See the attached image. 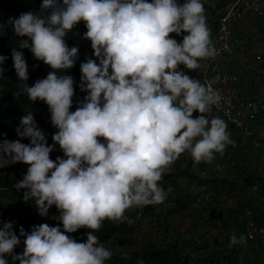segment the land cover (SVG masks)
Segmentation results:
<instances>
[{"label":"clouds","instance_id":"9594fccd","mask_svg":"<svg viewBox=\"0 0 264 264\" xmlns=\"http://www.w3.org/2000/svg\"><path fill=\"white\" fill-rule=\"evenodd\" d=\"M81 21L95 59L80 64L87 95L72 111L75 80L64 71L75 66L79 48L66 36ZM206 21L203 0H42L38 12L10 19L16 36L28 38L11 53L22 91L48 106L58 131L49 145L27 112L16 132L30 143L0 140V168L29 165L14 187L26 190L24 201H34L41 216L55 205L62 228L42 223L29 233L21 226L25 247L16 254L20 236L12 221L0 219V264H9L7 256L20 264H106L113 252L94 234L105 220L131 224L126 210L163 203L168 194L160 182L185 152L195 166L234 144L226 121L212 115L219 91L181 69L196 70L199 60L218 55ZM20 49L52 71L29 85ZM7 59L0 55V66ZM56 144L64 156L53 160ZM81 228L90 230L85 242L67 234ZM243 244L245 237L232 235L231 246Z\"/></svg>","mask_w":264,"mask_h":264},{"label":"trees","instance_id":"16d2710c","mask_svg":"<svg viewBox=\"0 0 264 264\" xmlns=\"http://www.w3.org/2000/svg\"><path fill=\"white\" fill-rule=\"evenodd\" d=\"M179 2L183 3L184 0ZM231 2L232 0H203L213 44L220 17ZM41 4L42 0H0V55L8 57L0 66L5 69L3 78H0V140L19 139L22 143H30L29 138L19 137L16 129L21 118L32 111L39 127L45 131L48 144L55 143L52 135L58 129L51 123L48 106L40 101L33 103L23 93V82L17 77L11 57L13 49L19 48L20 40L28 38L16 36L10 19L19 17L23 12H38ZM86 31L85 23L81 21L66 36L70 47L79 48L75 66L64 71V74L73 76L75 80L72 111L76 110L79 102L87 95L79 87L80 64L86 62L89 57L95 59L91 41L83 37ZM171 35L178 41L183 39V35L178 36L175 33ZM20 50L23 51L28 63L29 85L34 84L37 79L45 78L52 71L48 65L35 59L30 49ZM209 59L199 60L200 67L196 70H188L183 65L181 69L204 83L205 64ZM50 155L53 160L57 156H64L58 144ZM28 167L27 164L16 163L0 168V219L12 221L18 236L21 226L29 233L34 225L42 223L50 226L59 224L62 228V222L55 218L59 216L55 205L49 209L47 216H41L34 201H24L23 195L26 190L18 191L14 187L23 179ZM210 172L214 170L209 163L202 162L194 166L191 155L185 152L174 162L160 182L168 194L163 203L126 210V216L133 221L131 224L105 220L94 234L99 237L100 243L113 252L112 258L106 261V264H251L245 255H241L242 247L230 245L232 235L240 237L241 234L236 221L237 212L228 202L227 195L229 193L235 195L239 179H242L246 186H253L256 183L264 184V177L256 176L252 169L242 164L234 178H223ZM202 189L211 191L212 196L205 204L198 206L197 197ZM163 207L167 208V212H162ZM158 208H161L160 212L157 211ZM185 212L190 213L191 224L186 226L184 231L175 234L177 222ZM196 216H201V219H197ZM146 220L148 222L144 224ZM142 228H147L145 230L147 233H153V229H156L157 232H162L164 237L156 241L146 239L140 242L137 233ZM89 231L87 228H81L77 232L67 234L77 242H85ZM25 238L20 236L21 243L14 249L16 254L23 252ZM6 258L9 264H20L18 260L13 262L11 256Z\"/></svg>","mask_w":264,"mask_h":264},{"label":"crops","instance_id":"0c3cea01","mask_svg":"<svg viewBox=\"0 0 264 264\" xmlns=\"http://www.w3.org/2000/svg\"><path fill=\"white\" fill-rule=\"evenodd\" d=\"M234 32L238 41L233 56L223 64L224 70L237 76L240 98L254 100L261 106V111L255 117H244L241 128L226 122L234 144L229 145L223 155L216 154L213 162L209 163L214 170L210 174L234 178L242 164L252 169L256 176L264 177V16L247 15L236 24ZM255 186H258L257 190ZM232 194L229 193L227 199L237 212L240 236L245 237L243 224L249 212L254 219L264 223V184L246 186L239 179L238 189L234 196ZM247 242L246 239V244L236 246H248L251 264H264L261 248ZM252 253L259 259L254 263Z\"/></svg>","mask_w":264,"mask_h":264},{"label":"built area","instance_id":"2783aa9c","mask_svg":"<svg viewBox=\"0 0 264 264\" xmlns=\"http://www.w3.org/2000/svg\"><path fill=\"white\" fill-rule=\"evenodd\" d=\"M264 16V0H232L220 17L218 29L214 37V46L218 51L215 58H210L205 64L204 83L212 82L222 99L218 106H213L212 115L219 116L227 123L238 128L243 127L244 117H255L261 111V106L250 98L239 96L238 79L234 74H228L223 64L231 59L235 52L237 39L234 29L237 23L247 15ZM264 92V84L262 85ZM204 173V172H203ZM257 190L258 186L254 187ZM212 192L202 189L197 197V205H203L210 200ZM243 230L245 238L258 245L264 258V223L254 219L249 212Z\"/></svg>","mask_w":264,"mask_h":264},{"label":"rangeland","instance_id":"374dc122","mask_svg":"<svg viewBox=\"0 0 264 264\" xmlns=\"http://www.w3.org/2000/svg\"><path fill=\"white\" fill-rule=\"evenodd\" d=\"M199 115V113H194V116H197ZM164 209L162 210V212H167V208L166 207H163ZM161 208H158L157 211L160 212ZM197 219H201V216H196ZM148 221H144V224L147 223ZM191 224V215L190 213L188 212H185L184 214H182V216L180 217L179 221L177 222V229L175 230V234H178L179 232L181 231H184V228L188 225ZM145 230H147V228H142L139 230V232L137 233V238H138V241L140 242H143L144 240L146 239H152L154 241L156 240H160L164 237V234L161 232H157L156 229H153L154 232L153 233H147ZM147 237V238H146ZM249 243V242H247ZM248 246H245L241 249V255L242 256H246L250 261H251V258L250 256H248ZM252 259H253V263L255 261H258V257L255 253H252ZM255 264V263H254Z\"/></svg>","mask_w":264,"mask_h":264}]
</instances>
